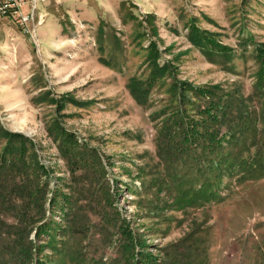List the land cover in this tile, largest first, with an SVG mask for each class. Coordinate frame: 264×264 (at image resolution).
<instances>
[{"label": "rangeland", "instance_id": "obj_1", "mask_svg": "<svg viewBox=\"0 0 264 264\" xmlns=\"http://www.w3.org/2000/svg\"><path fill=\"white\" fill-rule=\"evenodd\" d=\"M36 14L28 32L0 19V159L12 134L29 140L28 195L0 197V264H264V0H46ZM195 121L238 133L208 181L188 166L192 183L157 140ZM9 176L0 192L18 190Z\"/></svg>", "mask_w": 264, "mask_h": 264}, {"label": "trees", "instance_id": "obj_2", "mask_svg": "<svg viewBox=\"0 0 264 264\" xmlns=\"http://www.w3.org/2000/svg\"><path fill=\"white\" fill-rule=\"evenodd\" d=\"M218 107L220 110L219 112L221 113L224 112V108L221 105H219ZM205 110L206 108L203 107V111ZM195 122L197 126L186 125L185 127L180 122L175 128H172L173 125L171 126L165 125L157 140V148L159 151V155L165 161L164 163L168 164L170 168H172L175 165L177 167H180L182 165L186 166L187 167L186 170L188 169V172H183V174L187 175L186 181L192 183L194 180H191L189 178L192 177V174H190L188 166L194 165L193 161H197L198 163L196 166L197 174L198 175L204 174V178L205 176H207V180L205 181H208L209 174H207L206 172L212 173L218 166V164L211 158V155L220 149V146L222 145L223 141L227 144H230L231 142L235 141L236 139L235 135H237L238 133L237 128H235V130L233 131L225 130L223 132H220V130L217 131L215 129L209 128L208 125L203 123L200 126H198L197 124L198 121ZM243 128L244 127H242V129ZM239 132H241V130ZM66 139H68V141L70 142L72 141L76 142L74 138L68 137ZM10 140H11L10 145H8L5 148L2 154L3 157L0 159V173L8 170V173L10 175L9 181L14 185V188L16 187L17 189L18 187V190L16 192L14 191L13 193L12 190H7V189L6 190L4 189L5 191L1 190L0 197H3L4 200H6V198L4 197L5 195L10 197H13L15 195L13 199L24 198L26 192H24V190L22 191L21 186H23L24 179L27 178L28 176L23 167V165H25L23 164L24 159L21 156H25L23 146L25 145V142L29 140H26V138H24V136L19 133L12 134ZM14 141L19 142V146H17ZM61 145L63 144H60V146ZM73 148L77 151L81 150V148H76L75 146ZM62 151L64 152V150ZM73 157L74 159L78 158L72 155L69 156L70 159ZM85 171H87L86 167L81 163H75L70 166V172L74 178L79 175H82ZM232 171L233 170H231V172ZM173 174L175 175L173 177H178L179 180L183 179L182 174H180L179 172H173ZM198 175H196V177ZM215 175L217 174L215 173ZM210 177H212V175H210ZM210 185L211 182L209 181L208 186ZM27 195H28V191H27Z\"/></svg>", "mask_w": 264, "mask_h": 264}, {"label": "built area", "instance_id": "obj_3", "mask_svg": "<svg viewBox=\"0 0 264 264\" xmlns=\"http://www.w3.org/2000/svg\"><path fill=\"white\" fill-rule=\"evenodd\" d=\"M46 0H0V19L17 22L24 31H29L28 24L42 22V15L36 14L38 3Z\"/></svg>", "mask_w": 264, "mask_h": 264}]
</instances>
